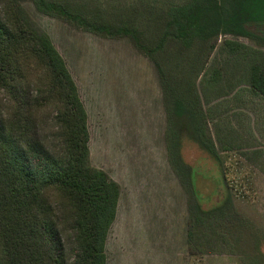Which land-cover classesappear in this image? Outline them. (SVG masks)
Wrapping results in <instances>:
<instances>
[{
  "label": "rangeland",
  "instance_id": "1",
  "mask_svg": "<svg viewBox=\"0 0 264 264\" xmlns=\"http://www.w3.org/2000/svg\"><path fill=\"white\" fill-rule=\"evenodd\" d=\"M49 1L65 13L21 3L78 84L91 164L121 187L108 264H264V95L249 79L264 37L225 31L214 0L181 39L192 0Z\"/></svg>",
  "mask_w": 264,
  "mask_h": 264
},
{
  "label": "trees",
  "instance_id": "2",
  "mask_svg": "<svg viewBox=\"0 0 264 264\" xmlns=\"http://www.w3.org/2000/svg\"><path fill=\"white\" fill-rule=\"evenodd\" d=\"M32 1L44 14L66 11ZM192 1L180 39L204 20L201 0ZM214 2L225 31L264 37V0ZM223 44L232 53L247 47ZM213 71L212 83L220 77ZM249 73L264 95V63L252 62ZM175 121L191 131L184 111ZM120 196L118 182L90 162L88 112L66 60L21 0H0V264H108Z\"/></svg>",
  "mask_w": 264,
  "mask_h": 264
}]
</instances>
